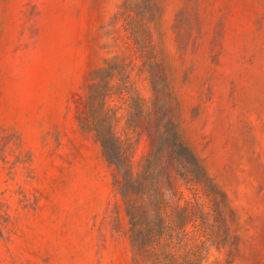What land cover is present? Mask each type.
Returning <instances> with one entry per match:
<instances>
[{
    "label": "rangeland",
    "instance_id": "374dc122",
    "mask_svg": "<svg viewBox=\"0 0 264 264\" xmlns=\"http://www.w3.org/2000/svg\"><path fill=\"white\" fill-rule=\"evenodd\" d=\"M147 1L143 26L126 0H0V264H135L116 169L79 118L110 59L123 148L135 172L156 158L183 209L176 253L264 264V0Z\"/></svg>",
    "mask_w": 264,
    "mask_h": 264
},
{
    "label": "trees",
    "instance_id": "16d2710c",
    "mask_svg": "<svg viewBox=\"0 0 264 264\" xmlns=\"http://www.w3.org/2000/svg\"><path fill=\"white\" fill-rule=\"evenodd\" d=\"M133 2L126 0L124 7L129 12L136 7L137 19L144 26L152 7L147 0H142V8L133 5ZM136 37L140 35L136 34ZM115 79L120 80L118 87L122 91L125 87L123 68L116 59H110L106 61L105 68L94 74L95 83L90 88L86 109L79 118L83 128L95 134L106 159L116 169L115 184L130 219L135 264H191L192 259L187 254L176 253L184 235L183 209L172 205L163 190L160 163L156 158L146 159L140 170L135 172L130 155L116 133V114L106 107ZM159 140L158 150L165 145L164 133ZM169 148L174 160L186 162L185 153L188 150L184 145L173 141ZM198 174L200 170L197 167L193 180L199 181ZM2 207L0 204V237H3V227L9 220Z\"/></svg>",
    "mask_w": 264,
    "mask_h": 264
}]
</instances>
